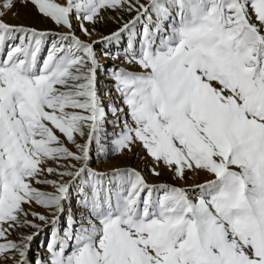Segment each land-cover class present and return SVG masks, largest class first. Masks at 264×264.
I'll return each mask as SVG.
<instances>
[{"label": "snow or ice", "instance_id": "snow-or-ice-1", "mask_svg": "<svg viewBox=\"0 0 264 264\" xmlns=\"http://www.w3.org/2000/svg\"><path fill=\"white\" fill-rule=\"evenodd\" d=\"M107 12L135 15L92 39ZM102 56L125 65L107 104ZM137 148L204 180L92 167ZM0 264H264V0H0Z\"/></svg>", "mask_w": 264, "mask_h": 264}, {"label": "bare ground", "instance_id": "bare-ground-1", "mask_svg": "<svg viewBox=\"0 0 264 264\" xmlns=\"http://www.w3.org/2000/svg\"><path fill=\"white\" fill-rule=\"evenodd\" d=\"M142 2H147V0H142ZM19 12H20V15L18 18H14L13 15L11 13H9L5 17V19L9 23H13V24H31L37 28H40V29H52V30H56V31L60 30L57 28V26L55 24H53L50 21L45 20L44 18H42L41 16L36 14L35 10L32 9L31 7H29L28 9L21 7V8H19ZM114 15H115V13H112V12L105 13L104 21L95 26V31H94L92 39L99 40L101 36L109 35L115 29L120 27L123 22L131 19L135 15V13H132V14L124 13L123 19L120 21V23H117L112 19V17ZM74 26L76 28V35L80 36L83 39H86V37H84L83 33L80 31L79 26L75 25V22H74ZM85 26L88 27L89 30H92L91 24L86 23ZM137 27L139 28L141 26L138 25ZM124 47H126V38H125V41L123 43H121V45L119 46V50L122 51ZM105 50H108L111 52H116L118 49L115 46H106L103 43H101L100 46L96 47L97 53H102ZM45 55H46V52H45ZM101 64L103 65V68L98 73V89H99V93L101 94V96H103L105 104H107L110 97L104 96L105 92L110 91L112 93L111 98H115L117 96V93L115 92V90L113 88V80H112V77L110 75V70H112L114 67H118V66L122 67L125 65L121 64V62L119 60L114 61L111 58H105L103 56L101 57ZM111 119H113V117L111 115H109V120H111ZM107 130L109 133H111L114 130V126L112 124H108ZM135 152H136L135 155H128V156H123V157L105 158V159L95 160L92 164V167L100 169V170H108L113 165H128V166H132V167H135V168L142 170L145 175H148L150 182H165L164 178L172 179L171 173L168 172L167 170H164L163 175L159 179V181L157 180V178L151 176L150 173L148 172V166L151 165V160L143 158L144 152L141 149L137 148L135 150ZM188 175H189V178L186 182H182L179 180H173V179L172 180L178 184L186 183L188 186L203 182V180H204L203 175L193 176L191 173H189ZM37 187H40L42 190H45V191H52L50 186L38 185ZM73 209L75 211H79L80 210L79 205L74 204ZM32 210L37 211V212H45V210L43 208H41L39 206H35V205L33 206ZM45 214H47V213H45ZM29 218L31 219V217H29ZM37 223H40V222L37 221ZM20 231H22L24 233H30L34 230L25 228V229H21ZM43 235H44V231L42 232V236H41L42 243H41V245L39 244V246L36 247V249L34 251V255L31 256L32 258H35L37 256V254H39L43 257H47V255H48L46 247H45L46 241L45 240L43 241ZM18 236H19V233L14 232L10 238L11 239H18Z\"/></svg>", "mask_w": 264, "mask_h": 264}, {"label": "rangeland", "instance_id": "rangeland-1", "mask_svg": "<svg viewBox=\"0 0 264 264\" xmlns=\"http://www.w3.org/2000/svg\"><path fill=\"white\" fill-rule=\"evenodd\" d=\"M131 19H132V18H131ZM129 20H130V19H129ZM115 30H116V29H115ZM115 30H114V31H115ZM97 46H100V44H97L96 47H97ZM99 71H100V70H99ZM99 71H98V73H99ZM164 180H165V182L178 184V183H175L172 179H169V178H164ZM50 235H51V230H50L49 228H45V230H44V235H43V241H44V240L46 241V242H45V247H46L47 242H48L49 239H50ZM61 235H62V233H61ZM41 236H42V233H41L39 236H37V237L35 238V240L33 241V243H32V247H31V253H30L31 256L34 255V251H35L36 247L39 246V244L41 245V243H42Z\"/></svg>", "mask_w": 264, "mask_h": 264}]
</instances>
